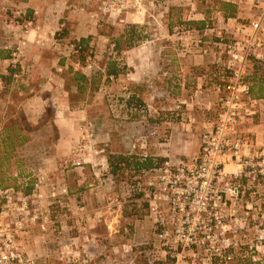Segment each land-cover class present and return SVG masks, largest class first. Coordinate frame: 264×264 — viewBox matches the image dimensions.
I'll return each mask as SVG.
<instances>
[{
    "label": "rangeland",
    "instance_id": "374dc122",
    "mask_svg": "<svg viewBox=\"0 0 264 264\" xmlns=\"http://www.w3.org/2000/svg\"><path fill=\"white\" fill-rule=\"evenodd\" d=\"M108 1L0 0V49L7 50L9 61L15 50L20 49V54L15 57V63L8 65L12 70V76L20 74V78L16 81L12 78V81L20 83L27 76L33 85L39 80L38 85L43 83V88L40 89L42 95H50L59 100L65 97L67 99L65 94L67 93L69 100L73 103L87 100L91 97L90 88H97L100 103H95L90 111V126L93 131L90 140L95 143H87L88 146L107 150L109 147L115 148L117 152H122L118 154L120 156L147 159L152 165H159L166 159L174 160L181 156H184L182 158L192 156L194 142L200 135V123L206 115L213 113L214 104L209 109L202 110L206 102L201 95L194 94L195 89H192V85L195 82L192 81L193 78L201 75L203 68L193 65L196 67L192 66L190 70L186 66L188 62L186 56L189 55H180L175 52V45L178 44L181 48V42L178 41L179 36L174 35V29L177 28L183 32L191 29L199 30V26L186 25V23H193L200 17H204L208 23L215 24L218 0H146L143 3L144 6L138 9L140 15L137 16H132L130 11L120 10L118 7L104 9L102 4ZM227 1L236 3L242 22H250L258 12L254 7V0ZM19 3L31 6L36 12L40 11L38 14L42 17L45 27L49 28L47 30H50L54 21L59 18L58 13L54 11L49 13L50 7L53 6L58 10L67 6L68 10L65 13L72 16L71 20L76 22L78 29L81 26L77 22L80 16L94 14L98 22L97 31L78 55H71L66 49L68 56L65 50V47L74 41L61 40L62 37L56 36L50 40H43L42 45L37 44L38 51H33V44L24 39H20V42H27L28 46L10 40L14 33L13 29L9 28L12 25L11 21L21 22L29 17L26 14V10L29 9L23 5L20 6ZM31 17H35L33 13ZM130 26H133L132 30ZM127 32L133 33L129 40L126 38ZM115 43L118 46L117 51L114 48ZM154 50L161 51L160 61H155ZM63 56H67L62 61V66L66 68L57 66ZM108 62H115L121 70L122 73L117 79L106 75ZM180 65L188 69L184 74L179 71ZM89 66H91L90 69ZM69 69L91 78V86L87 92L81 95L75 93L74 88L67 81ZM249 74H251L250 67L246 69V76ZM187 76L191 85H185V88L180 85V87L179 84L183 80L187 82ZM0 92L4 91L0 90ZM129 96L140 101V113H130L126 109L125 100ZM92 97L94 98V94ZM180 101H186L187 105L186 108L182 107V120L172 122L171 112ZM46 111L47 113H43L37 126L28 124L15 106L9 109L12 118L7 122L0 121V183L20 187L15 177L17 175L25 177L31 163H42L43 156L51 153L56 135L49 125L52 109H46ZM188 114L192 115L191 119H187ZM184 123L190 124L189 133L182 128L181 125ZM260 123H264V118H260ZM14 124L24 135L27 144L25 148L13 153L8 144L2 142L5 137L2 131ZM185 132L189 134L188 138L171 136V133ZM182 147H185V153H178ZM128 152H131L130 156L124 155ZM137 177V175L133 176L132 172L120 171L114 184H110L104 191L109 190L111 199L109 201L103 199L98 204L103 215L110 209H106L108 202L113 204L112 209L120 215L118 222L113 224L115 228V233L112 234L113 239L109 238L111 233L108 235L109 231L101 220L99 225H95L90 230L97 241L93 246L87 248L82 246L76 249L72 246L68 250L59 251L58 242L49 238L50 241L43 244V248L36 245L30 249L31 251L27 250L29 254L40 260L48 256V259H45L46 264H95V262L97 264H154L155 262L165 264L166 258L173 260L174 264L190 262L191 259L187 255L184 254L177 259L160 246L153 236V221L143 212L135 220L136 232L133 230L123 234V228L130 223L121 216L125 218L132 213L129 201L133 198V193L129 188ZM30 184L27 183L26 189H29ZM133 226L128 228L132 230L135 228ZM27 245L28 242L26 247ZM241 256L237 257V261L232 264L239 262L250 264L249 262L252 261L243 253ZM257 257L264 263L263 248L259 250V254L255 255V258Z\"/></svg>",
    "mask_w": 264,
    "mask_h": 264
},
{
    "label": "built area",
    "instance_id": "2783aa9c",
    "mask_svg": "<svg viewBox=\"0 0 264 264\" xmlns=\"http://www.w3.org/2000/svg\"><path fill=\"white\" fill-rule=\"evenodd\" d=\"M144 1L109 0L102 5L137 16ZM254 7L257 16L239 25L236 35L217 20L197 31L174 29L181 42L177 54L194 51L215 58L218 72L212 76V89L217 101L200 123L197 152L141 170L129 189L147 205L160 246L177 259L185 254L192 263L232 264L242 253L254 261L264 249V99L250 97L245 79L250 59L264 64V0H254ZM31 25L26 21L21 32L27 33ZM192 33L197 39L188 43L186 36ZM65 48L78 55L84 46L75 42ZM19 54L17 48L10 63ZM18 78L20 74L13 75L14 81ZM194 94L201 95V89ZM186 106V101L179 102L171 112L172 122L182 120ZM79 147L95 157L103 153L87 144ZM94 177L101 183L99 174ZM30 180L28 196L22 191L28 179L20 187H0V264H46L48 256L40 260L30 255L26 242L47 234L59 240L69 220L67 188L46 192L41 175Z\"/></svg>",
    "mask_w": 264,
    "mask_h": 264
},
{
    "label": "crops",
    "instance_id": "0c3cea01",
    "mask_svg": "<svg viewBox=\"0 0 264 264\" xmlns=\"http://www.w3.org/2000/svg\"><path fill=\"white\" fill-rule=\"evenodd\" d=\"M224 1L236 5L235 2L232 3L228 2L227 0ZM19 4L20 6L23 5L24 7H26V9H29L26 10V14L29 17L27 20L24 18L21 22L15 20L11 21L12 25H10L9 28L13 29L14 33L12 35L13 37H11L10 40L11 42L15 41L16 43H19L20 45L22 44L24 46H28L27 42L32 43L34 46L32 47L33 51H38L37 44L42 45L43 40H50L55 36L59 38L62 37L61 40H72L74 42H78L79 40L88 41L92 39L94 33H96L97 31L96 27L98 22L97 19H95L94 14H86L80 16L79 19H77V22L81 25L78 29L76 27V22L71 20L72 16H70L69 13H65L66 10H68L67 6L61 7L58 10L53 6L50 7L49 13H52L53 11L58 13L57 17L59 18L54 21V25L52 26V28L50 30H47L49 28L45 27L43 19L39 15L40 11L36 12L34 11V8H31V6H27L24 3ZM32 13L35 16L34 18L31 17ZM257 14L258 12L254 15V17H252V20L257 16ZM201 19H203V21H201ZM28 20L32 22V25L30 28H28L27 33L24 34L23 32H21V29L24 27L25 22ZM216 20L221 25L222 29L227 30V32L229 33H234L235 35L239 25L248 23L242 22V20H240L238 8L236 18L225 19L222 14L217 11ZM206 23H208L206 22V19L204 17H200L193 23H186V25H199L200 29H203ZM208 24L212 25V22ZM191 31L197 30L191 29ZM128 33L129 32H127V35ZM186 37L188 43H192L194 39H197L195 33L189 34V36L187 35ZM20 39H24L27 42H20ZM176 48H178V44L175 45L174 50ZM8 54L9 53L7 52V57ZM160 54V50H154L155 61L161 60ZM174 54L172 53L173 58ZM67 55L69 56L68 51ZM186 55H189L186 56L188 61L186 63L187 68L191 70V67L193 65H199V67L203 68L201 75L199 77L193 78L192 82L195 83H193L192 89H195L194 93L196 92V90L201 89V96L206 102V106L201 109H209L213 104L215 106V103L217 101V96L212 89V76L214 73L218 72L217 67L215 65V58L198 56L194 53V51H192L191 54ZM7 57L5 60H0V84L2 87V89L0 90L4 91L3 93L0 92V94L2 93V95H0V121L7 122L9 119H11L12 116L11 113H9V109L11 106H15L20 110L21 114L23 115L25 121L28 124H30L31 126H37L38 123H40V120L45 110L51 108L52 115L50 118L49 125L51 130H54V133L56 134L51 153H49L47 156H43V160L40 158L43 162L33 165L29 169V172L31 173L29 174L28 172L25 177H22L21 175H17L18 178L17 176L14 177L18 179L17 182L19 184L23 183L25 179H28V183H31L32 180L30 179L34 178L35 176H37V174H39L44 179V189L46 190V192H49L53 189L65 187L67 188L68 193L70 195L68 206V209L70 211L69 220L64 226L62 237L59 238V240H55V238L51 236V234H47L46 237H33L31 240L27 241L28 245L26 249L31 251L30 249L36 245H40L43 248V244H46L48 243V241H50L49 238L53 239L54 242H58V244L60 245V250H62L64 247L66 250H68L72 246L75 249L82 246L85 248H87L88 246H93L96 244L97 241L95 240V237L90 230L93 229L95 225H99L101 223V220L104 221L107 231H109L108 235H110L111 233L109 238L113 239L112 234L115 233V228H113V224L114 222H118L120 215L118 212L112 209L113 204H109V202L106 203V209H110L106 211L103 215L101 209L98 207V204L103 199H105L106 201H109L111 199L110 194L108 193L109 190L107 192L104 191L109 188L108 186L110 184H114L115 182V179L109 173L108 156L118 155L122 152H117L115 148L112 149L110 147L108 150L100 147H95L96 149L103 152L102 155L95 157L86 150L82 151L79 147L82 144L86 145L87 143H95L91 142L90 140L93 134L92 128L90 126V111L93 109L95 103H100L98 98L99 92L97 93L96 90L95 92L91 93L90 98H88L87 100H80L75 105L69 100L67 93H65L67 99L65 97L64 99L59 100L58 98H54L50 95H42L40 89L43 88V83H41L40 81L41 85H38L39 80L36 84L33 83V85L31 84V82H29L27 76L24 77L20 83H14V81H12V70L8 66L10 61ZM66 58L67 56H63L62 60L58 61L57 66L63 67L62 61ZM180 67L179 71L183 74L185 73V71L188 70L186 67H182V65H180ZM63 68H66V66H64ZM83 75L87 79L89 78L86 74ZM186 79L187 82L183 80L179 84V86L181 85L183 88H185V85H191L189 83V76H187ZM93 94L94 98L92 97ZM206 99L208 100L206 101ZM187 117V119H191L192 115L188 114ZM262 118H264V105L261 112V119ZM197 119L200 118L197 117ZM186 123L182 124L181 126L184 131L189 133L190 124ZM186 132L175 134H172V132L171 136L188 138L189 134H187ZM26 144L27 142L22 147V149L25 148ZM198 145L199 137H197L194 142V148L192 152L193 155L197 152ZM178 153H185V147L180 148ZM124 155L130 156L131 152H128ZM182 157L184 156H181L179 158ZM154 166H156V164H153V167ZM94 174H99L101 176V183L95 180ZM132 202L133 200L129 201V203ZM132 206L133 205H131V207ZM140 213L141 210H137L135 214L131 213L127 218H123L122 216L121 218L125 221H128L130 225L133 226L136 224L135 220L138 216H140ZM133 227L135 228H133L132 230L130 229V231L136 229V225ZM134 231L136 232V230ZM122 232L123 234L126 233V231ZM153 236L155 239H157L154 232ZM242 263L244 262H239L236 264ZM249 263L264 264L263 262H261V260H259L258 257L255 258L254 261L252 260ZM95 264L97 263L95 262ZM186 264L194 263L190 261Z\"/></svg>",
    "mask_w": 264,
    "mask_h": 264
},
{
    "label": "trees",
    "instance_id": "16d2710c",
    "mask_svg": "<svg viewBox=\"0 0 264 264\" xmlns=\"http://www.w3.org/2000/svg\"><path fill=\"white\" fill-rule=\"evenodd\" d=\"M216 5L218 6L217 11L220 12L225 19L236 18L237 8L235 5L231 3H227V2H222L221 0H218L216 2ZM130 29L132 30L133 26H130ZM130 36H133V33L132 34L128 33V35L126 36L127 40L130 39ZM86 42L87 40L78 41V43L82 46H84ZM116 43H115L114 48L117 51L118 46ZM6 57H7V51L4 49H0V60H5ZM248 67H250L251 74H249V76H246L245 79L248 85L250 86V97L253 100H263L264 99V64L258 63L255 60L250 59L247 65V68ZM67 73L69 75V78L67 79V81L74 88L75 93L77 95L84 94L85 92L88 91L89 87L91 86V82H92L91 78L87 79L83 74L79 72H72V70L70 69L68 70ZM105 73L107 76H113L115 79H117L122 72L117 67L115 62H108L106 64ZM95 91L96 89L90 88L89 92L93 93ZM76 103L77 102L75 101L74 105ZM139 104H140V101L133 96H129L125 100V107L127 110H129L130 113L131 112L140 113L141 110H140ZM44 113H47V111L45 110ZM51 115H52V112H51ZM52 131L54 132V130ZM2 134L3 135L5 134V137H3L2 142L8 144L10 150L13 153L18 149H22V147L26 143L24 135L22 134V132L19 130V128L15 124L11 125L8 128L7 127L4 128L2 131ZM33 165H36V163L34 162L31 163L28 169H30ZM108 167H109L110 175L115 179L117 178V175L120 171L132 172L133 176H136V175L138 176L141 170L151 169L153 165L151 164V161L147 159H142V158L138 159L132 156L126 157V156H120V155H109L108 156ZM30 173L31 172H29V174ZM7 186L8 184L4 185L3 183H0L1 188L7 187ZM26 187H22V191L25 196H28L30 194V186H29V189H26ZM132 197L133 198H131V200H133V202L131 203V205L133 206L132 207L130 206L131 212L135 214L137 210L138 211L141 210V212H143L144 215H147V205L144 202L140 201V195L133 193ZM128 216H126L125 218H127ZM129 226L131 225L128 224V226L124 227L123 231L129 232L130 231V228H128ZM154 264H160V263L155 262ZM165 264H174V261L173 260L171 261L169 260V258H166Z\"/></svg>",
    "mask_w": 264,
    "mask_h": 264
}]
</instances>
